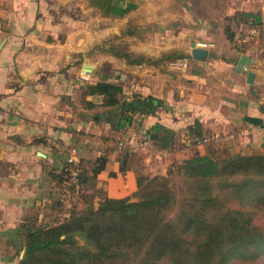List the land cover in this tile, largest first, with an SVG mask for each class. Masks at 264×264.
Listing matches in <instances>:
<instances>
[{"label": "crops", "instance_id": "crops-1", "mask_svg": "<svg viewBox=\"0 0 264 264\" xmlns=\"http://www.w3.org/2000/svg\"><path fill=\"white\" fill-rule=\"evenodd\" d=\"M131 1L136 8L125 16L104 17L88 0H0V264H18L17 226L49 210L59 189L51 172L71 155L89 165L106 154L97 188L134 199L138 168L165 174L172 160L204 153L186 140L195 121L208 135L230 136L228 153H264V51L241 53L225 33L237 12L264 21V0ZM201 41L217 56L192 59L191 46ZM120 43L152 58L177 50L187 65L131 64L110 51ZM242 55L249 66L237 71ZM99 81L119 84V105L104 106L87 91ZM149 96L161 106L138 125L127 109ZM156 124L173 131V149L163 155L151 143L120 171L115 140L137 129L155 132Z\"/></svg>", "mask_w": 264, "mask_h": 264}, {"label": "trees", "instance_id": "trees-1", "mask_svg": "<svg viewBox=\"0 0 264 264\" xmlns=\"http://www.w3.org/2000/svg\"><path fill=\"white\" fill-rule=\"evenodd\" d=\"M88 2L104 17H123L136 8L131 0ZM227 20L232 25L226 26L225 33L233 47L241 53L250 45L264 51V21L259 13L237 12ZM233 24L239 28L234 30ZM250 27L259 28L258 38L242 41ZM110 51L131 64L158 65L184 57L169 50L152 58L131 52L121 43ZM86 88L101 95L104 106L120 103L119 84L99 81ZM160 102L149 96L127 109L126 115L132 118L137 111L147 115ZM120 122L117 125L122 127ZM152 130L158 135L150 140L156 149H173V131L160 124ZM206 135L198 121L190 125L192 145ZM123 138L122 134L113 146L122 172L139 153L118 149ZM201 146L204 153L194 151L172 160L165 174L138 168L134 199L108 197L97 188L96 177L105 168L106 154L89 165L78 159V188L66 184L68 169L75 166L67 158L59 172H51L59 189L49 210L17 226L16 237L24 248L18 264H264V153H228L224 142Z\"/></svg>", "mask_w": 264, "mask_h": 264}, {"label": "built area", "instance_id": "built-area-1", "mask_svg": "<svg viewBox=\"0 0 264 264\" xmlns=\"http://www.w3.org/2000/svg\"><path fill=\"white\" fill-rule=\"evenodd\" d=\"M259 28L257 27H250L247 29V32L244 36V38L242 39V41H249L252 38H258V34H259ZM195 46L199 47V48H205V49H210L212 48L213 44L210 42H196ZM251 50L254 53H258L261 51V49H258L257 47L250 45ZM169 66L172 67H185L187 65V60L184 58H179V59H174L168 62ZM146 115L142 112H134L132 114V117L135 119L136 122H139L141 119H143ZM228 137L227 135L224 134H217V133H213V134H209L200 138H197L195 140V145H201L202 143L205 142H214V143H223L225 142ZM186 140H188L189 142H192V139L189 138V136L186 137ZM194 141V140H193ZM151 142L148 136L145 135H140L138 132H133L132 134H130V136L128 138H123L122 140H120L117 143V147L118 149L121 148H128L131 152L134 153H138L141 152L145 149H147L150 146ZM59 149H61V146H57ZM163 155H166L168 153L167 149H163L160 151ZM68 161L72 162L73 165L75 166H71L68 170H69V180L66 182L67 185H71L74 184L76 188H78V172H79V168L77 165L78 159H76L74 156H69L68 157Z\"/></svg>", "mask_w": 264, "mask_h": 264}, {"label": "water", "instance_id": "water-1", "mask_svg": "<svg viewBox=\"0 0 264 264\" xmlns=\"http://www.w3.org/2000/svg\"><path fill=\"white\" fill-rule=\"evenodd\" d=\"M190 55H191L192 59L199 60V61H205L206 58L217 56L215 54V52H213L212 50H208L205 48H199V47L195 46V44H192V46H191ZM249 62H250L249 56L242 55L239 62H238V65L236 66V70L240 71L244 68H247L249 66ZM84 65L88 67V64H84ZM253 78H254V73L252 71H249L247 74V82L249 84H252ZM129 136H130V134H127L124 136V138H128ZM148 137L150 140H155L158 137V135L155 132H149ZM23 254H24V248L22 249V251L20 253V258L23 256Z\"/></svg>", "mask_w": 264, "mask_h": 264}, {"label": "rangeland", "instance_id": "rangeland-1", "mask_svg": "<svg viewBox=\"0 0 264 264\" xmlns=\"http://www.w3.org/2000/svg\"><path fill=\"white\" fill-rule=\"evenodd\" d=\"M133 32L134 33H137V31H134V30H133ZM231 264H240V263H238V262H232Z\"/></svg>", "mask_w": 264, "mask_h": 264}]
</instances>
